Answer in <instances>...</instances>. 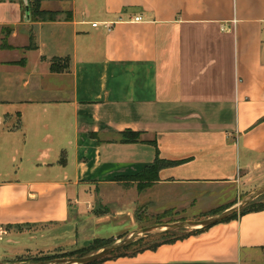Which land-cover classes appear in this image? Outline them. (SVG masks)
Returning a JSON list of instances; mask_svg holds the SVG:
<instances>
[{
	"label": "crops",
	"instance_id": "crops-1",
	"mask_svg": "<svg viewBox=\"0 0 264 264\" xmlns=\"http://www.w3.org/2000/svg\"><path fill=\"white\" fill-rule=\"evenodd\" d=\"M25 5L0 0L8 241L69 223L98 188L136 194L125 216L147 202L177 212L172 222L199 206L209 217L264 185L251 184L264 167V0H42L54 17L31 19ZM125 131L139 137L123 141ZM157 159L174 164L147 188L124 178ZM154 189L165 195L145 200ZM24 249L4 259L36 251ZM101 264H264V209Z\"/></svg>",
	"mask_w": 264,
	"mask_h": 264
},
{
	"label": "rangeland",
	"instance_id": "rangeland-1",
	"mask_svg": "<svg viewBox=\"0 0 264 264\" xmlns=\"http://www.w3.org/2000/svg\"><path fill=\"white\" fill-rule=\"evenodd\" d=\"M258 169L260 170H256L252 176V179L254 180L251 184H254V186H258L264 181V167ZM171 192L174 193V196L170 203L171 205L176 206L178 204L175 201V199H177L175 196L176 191L171 190L169 193L171 194ZM95 193V197L89 196L88 201L81 204L78 210L73 209L69 223L54 226L53 230L48 229V234L45 237H38L37 239L26 238L21 244L10 242L7 240V236L0 234V263L29 264L40 260L61 257L70 251L81 248L83 245H86L97 237H108L112 238L114 241L133 229L167 223L166 221L169 220V217L172 220L177 219V217H175L177 212L165 214L166 211L162 213L149 211L147 202H145L146 204L140 203L137 207H134L131 216L128 217L125 216L126 214L123 215V204L130 206V204L135 203L136 199V194H128L123 198V186H112L111 188L105 189L98 188ZM164 195V192L160 193L158 189H154L152 192L144 194V199L156 200L158 197ZM225 198L226 196L221 194L216 198V202H223ZM261 200L264 201V195ZM170 203L157 204V208H161L158 212L167 208ZM200 210L203 209L199 206L192 209L191 212H186L183 216L185 219L206 218L205 216L208 215H201ZM125 226H127L126 229H124ZM185 231L191 230H177L176 233L181 234ZM155 239H159L158 236H150L145 243L148 241H150L149 243H152ZM54 245L56 246L53 247ZM138 246L139 245L132 247L130 251ZM44 247L53 248L48 251H40V249ZM21 248H25L24 251L27 250V248L36 251L24 252L20 256L4 259L5 257L3 254H10Z\"/></svg>",
	"mask_w": 264,
	"mask_h": 264
},
{
	"label": "trees",
	"instance_id": "trees-1",
	"mask_svg": "<svg viewBox=\"0 0 264 264\" xmlns=\"http://www.w3.org/2000/svg\"><path fill=\"white\" fill-rule=\"evenodd\" d=\"M41 1L42 0H27V4L29 5V8H30L31 18L34 17L35 15L40 16V18H53L54 15H52V13L39 11ZM25 11H26V9H25ZM52 67L54 70L60 69L55 64H53ZM138 137H139V134L135 133L133 131L123 132V141H133V140H136ZM168 164H174V162H166L164 160L157 159L156 162L152 166L146 167L142 172H140L134 176L124 177V178H126L127 180L128 179H131L134 181L138 180L139 181L138 188H139V190H143V189L147 188L148 186H150L151 184H153V182L158 180L159 170ZM263 195L264 194L259 196L258 197L259 199L258 198L256 199L257 201L254 200L250 205H248L245 209H243L239 213H246L249 211L263 210L264 209V201L261 200ZM217 212H219V211H216L212 214H215ZM171 213H173V210H168V211H166L165 214H171ZM239 213L234 214L233 216L223 220L222 222L229 221V220L237 217V215ZM206 229H208V228L185 231L181 234L180 233L177 234L176 231H173V232H168V233H164L161 235L144 236V237H141L138 240L130 243L129 245L125 246L124 248L116 250L115 252H113L111 255L105 257L104 259L96 261L92 264H101V263H103L107 260L113 259V258H117V257H121V256L135 255L138 252H141V251L146 250V249H155L156 247H158L162 243L174 242L176 240L185 238L191 234L201 232V231H204ZM150 236H158L159 239H155V241H153L152 243H149L150 241L145 243ZM111 242H113L112 238H95L92 241H90L86 246L81 247L79 249H76L74 251H70L69 253L64 254V256H84V255H87L89 253H92V251H97V250L103 248L104 246L109 245ZM136 245H139V246L130 251V249L132 247H135Z\"/></svg>",
	"mask_w": 264,
	"mask_h": 264
},
{
	"label": "water",
	"instance_id": "water-1",
	"mask_svg": "<svg viewBox=\"0 0 264 264\" xmlns=\"http://www.w3.org/2000/svg\"><path fill=\"white\" fill-rule=\"evenodd\" d=\"M24 1L26 2V11H25L26 17L28 19H31L29 5L27 4V0ZM262 194H264V185L248 193L236 203L230 205L229 207L209 217L203 219L177 220L163 224H156L143 228L133 229L127 232L122 237L114 240L109 245L104 246L103 248L95 252H92L90 254L84 256H61L48 260H40L29 264H92L96 261L104 259L105 257L111 255L116 250L122 249L125 246L129 245L130 243L136 241L138 238L144 236L161 235L164 233L173 232L177 230H195V229L212 227L213 225L222 222L223 220L233 216L234 214L239 213Z\"/></svg>",
	"mask_w": 264,
	"mask_h": 264
},
{
	"label": "built area",
	"instance_id": "built-area-1",
	"mask_svg": "<svg viewBox=\"0 0 264 264\" xmlns=\"http://www.w3.org/2000/svg\"><path fill=\"white\" fill-rule=\"evenodd\" d=\"M135 19H136L137 21L142 20V18H141L140 16L136 17ZM97 24H98V23H93V26H97ZM105 25H106V27H108V29L111 28V24H107V23H105Z\"/></svg>",
	"mask_w": 264,
	"mask_h": 264
}]
</instances>
